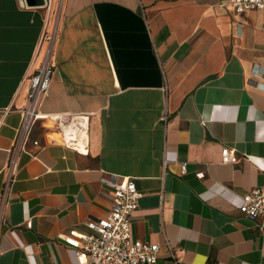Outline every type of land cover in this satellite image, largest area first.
Wrapping results in <instances>:
<instances>
[{"label": "crops", "instance_id": "obj_1", "mask_svg": "<svg viewBox=\"0 0 264 264\" xmlns=\"http://www.w3.org/2000/svg\"><path fill=\"white\" fill-rule=\"evenodd\" d=\"M231 1L63 0L41 111L90 114L89 154L53 142L42 117L4 192L54 24L47 0H0V264L75 263L62 236L107 215L114 177L141 193L132 234L159 244L154 264H176L166 240L180 264H264V231L239 210L264 184V24Z\"/></svg>", "mask_w": 264, "mask_h": 264}, {"label": "built area", "instance_id": "obj_2", "mask_svg": "<svg viewBox=\"0 0 264 264\" xmlns=\"http://www.w3.org/2000/svg\"><path fill=\"white\" fill-rule=\"evenodd\" d=\"M235 12L259 10L264 24V0H232ZM58 27L43 34L37 56L40 57L38 68L29 76L27 103L21 108V122L11 147L7 172L10 180L6 183V192L18 170V154L27 151V146L35 123L45 118L47 136L53 142L60 143L79 154H89L91 138V115L86 113H43L42 104L47 96L54 72L55 44ZM223 163H236L238 157L234 150L225 147L222 150ZM186 172V163L182 164ZM203 177V173L198 174ZM110 184L114 191L113 205L106 216L86 222L88 231L64 234V241L75 249L77 261L72 264H154L161 252L157 243L135 239L132 234L133 215L138 207L141 193L136 183L130 178L114 177ZM240 212L252 220L264 231V184L242 196ZM27 226L32 221L26 220ZM165 249L170 257L180 264L175 247L165 241Z\"/></svg>", "mask_w": 264, "mask_h": 264}, {"label": "rangeland", "instance_id": "obj_3", "mask_svg": "<svg viewBox=\"0 0 264 264\" xmlns=\"http://www.w3.org/2000/svg\"><path fill=\"white\" fill-rule=\"evenodd\" d=\"M62 3H63V0H47V5L51 6V12H52V18H53L52 24H54L52 29L57 28L60 22Z\"/></svg>", "mask_w": 264, "mask_h": 264}, {"label": "water", "instance_id": "obj_4", "mask_svg": "<svg viewBox=\"0 0 264 264\" xmlns=\"http://www.w3.org/2000/svg\"><path fill=\"white\" fill-rule=\"evenodd\" d=\"M28 6L42 7L46 5V0H25Z\"/></svg>", "mask_w": 264, "mask_h": 264}]
</instances>
